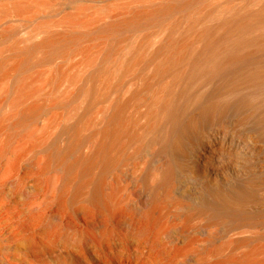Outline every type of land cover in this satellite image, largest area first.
<instances>
[{
  "label": "bare ground",
  "instance_id": "bare-ground-1",
  "mask_svg": "<svg viewBox=\"0 0 264 264\" xmlns=\"http://www.w3.org/2000/svg\"><path fill=\"white\" fill-rule=\"evenodd\" d=\"M10 32L0 156L24 137L8 182L28 178L29 196L44 183L51 206L19 225L29 253L63 241L84 264H264V161L224 189L191 155L229 118L264 141V0H127ZM186 170L201 180L197 204L177 191Z\"/></svg>",
  "mask_w": 264,
  "mask_h": 264
},
{
  "label": "rangeland",
  "instance_id": "rangeland-1",
  "mask_svg": "<svg viewBox=\"0 0 264 264\" xmlns=\"http://www.w3.org/2000/svg\"><path fill=\"white\" fill-rule=\"evenodd\" d=\"M125 1L127 0H0V8L3 7V12L0 13V32L17 31L19 37L31 36L36 22L49 23L78 7H84V14L89 15L96 10L100 11L105 3ZM15 4L23 8L13 7ZM45 118L46 116H43L39 119L38 124L44 123ZM227 121L228 128L224 133L214 136L215 138L208 137V141H200L191 151V155L199 159V164H209L212 169H216L214 172L219 175L218 178L212 174L206 177L213 188H230L248 174H252L251 170H263L264 141L258 138L257 130L234 129L233 119L229 118ZM2 138L3 135L0 134V140ZM21 141H25L24 137L13 139L5 155L0 156V246L11 255L7 256V264H43V260L54 263L60 259L73 264H84L74 251L63 245V241L57 242L56 251L41 256L25 249L22 235L27 231L20 232L19 225L28 216L45 209L50 210L51 206H44L42 203L47 194L44 183L40 186L38 194L29 196L34 191V186L28 178L22 184L8 182L13 173L10 163L15 158L16 148L22 144ZM43 151V147H37L27 152L21 165L31 157H40ZM200 185L201 180L191 171L186 170L178 174L177 191L192 204H197L200 200ZM31 231L38 241L42 239L38 224H34Z\"/></svg>",
  "mask_w": 264,
  "mask_h": 264
}]
</instances>
